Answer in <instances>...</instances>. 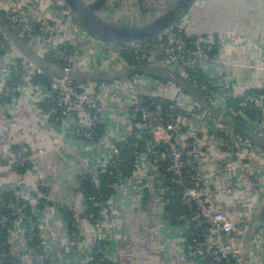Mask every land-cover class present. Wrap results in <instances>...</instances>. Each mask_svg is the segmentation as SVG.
Masks as SVG:
<instances>
[{
    "label": "built area",
    "instance_id": "obj_1",
    "mask_svg": "<svg viewBox=\"0 0 264 264\" xmlns=\"http://www.w3.org/2000/svg\"><path fill=\"white\" fill-rule=\"evenodd\" d=\"M130 2L134 8L126 20L132 17L131 22L133 20L140 21V24H142L143 21L141 20L145 15L142 13L146 12L153 0H130ZM86 3L89 5L90 1L86 0ZM139 9L142 11L141 20H139L140 18L136 13ZM56 11L61 12L57 9ZM37 15L34 14V11L27 10L23 0H11L5 11V18L9 22L11 30L19 37L27 38L32 50H42L45 53L53 52V57L56 60L67 62L68 66L62 70L64 72L63 76L51 75L49 85L43 87L33 82L35 75L44 74L43 69L29 60H25L20 55L10 58L5 69L0 71L1 104L15 102L18 95L24 94L36 86L37 93L39 92L41 95V102L46 106V112L41 108L40 111L52 116L54 123L61 126L70 118L74 119L75 124L71 130L73 137L79 141L87 142H96L101 139L98 129L102 123V116L110 110H117L124 121L122 126L125 128V138L122 139L121 135H114L108 141L109 158L103 169L108 171L110 176H113L119 162V148L116 143L126 142L133 129L137 130L134 134L136 141L151 136L153 141L151 149L161 148V144L166 146L159 155V158L166 163L165 165L153 167L151 161L143 154L138 155L136 161L150 168L147 179L156 184L157 194L163 208H166L170 202L167 181L180 187V205L187 210V214L177 215L173 211L164 210V218L168 223L181 224L182 242L185 246L187 263L244 264L245 241L243 236L245 227L257 208L263 190L257 187L255 176L244 185L238 183L231 188L234 191L233 194L239 200L245 202L246 208L248 207L246 211L243 210L239 213L237 221H233L226 212L216 208L217 201L210 197L211 190H208L206 185L204 172H214L218 167L214 168L215 170L212 167L207 169L205 163L211 158L215 149L218 150L223 146L222 140L214 137L216 131L228 133L229 140L236 150L235 152L230 150L224 152L221 154V159L217 158V161L222 163V168L229 170V172L232 171L231 162L236 156L244 157V154L250 153H255L258 157L257 167L264 169L262 148L253 145L247 139L235 137L230 130V126L223 123L221 118L213 119L211 117L213 115L205 110L200 112V105L189 95L184 94L183 96L180 89L177 92L180 93L181 100L176 105L169 106L167 113L163 112L160 103L153 100V98L146 102L138 96L157 97V94H152V88L159 89L161 94L158 96H162L163 93L169 91L171 82L162 85L157 81L146 78L143 74H134L128 78L101 83L70 80L67 76L68 73L77 72L79 65L89 57L88 54L82 53L81 49L77 47L78 43L85 44L80 42L83 37H81V33L76 31L79 28L77 22L67 12L65 23L61 25V28L56 29V27L53 28L54 23L50 22L51 26H48V23H40V19L36 18ZM55 15L52 14L54 20ZM46 17L50 19L51 16ZM59 17L61 20L64 18L61 15ZM55 22L57 21L55 20ZM33 23L42 25V30L39 33L34 28ZM0 33H2L1 28ZM55 34L59 36L58 39H54ZM89 40L101 52V55H95L94 70L97 64L109 69L108 72L122 69L127 64L123 56L127 53L136 65L160 68L169 75L188 82L203 95L210 107L221 115H225L224 111H227L225 101L227 98L233 97L231 93L233 73L229 72L215 78H201L195 68L201 59L206 58L214 50V46L209 43L196 45L185 34L181 26L173 24L157 35L139 40H128L118 44L108 43L97 38ZM65 44L74 46L71 53H67L62 49ZM238 100V103L229 109L228 115L232 119L239 117L245 119L244 116L248 110L254 111L255 118L252 121L246 118V122L254 127L256 136L264 142V96L253 92L242 95ZM133 147L137 148V143ZM198 149L201 150L199 154L196 151ZM36 158L32 153L17 148L10 158L0 157V166L31 168ZM213 167H216V164H213ZM158 168H161L162 173ZM248 169L250 172L252 171L251 175L253 176L256 169L249 167ZM190 171H192V174L189 173ZM83 177L81 176V179ZM36 180L39 193L30 202L18 208H14L10 200L6 205L0 203V211L12 210V217H9L6 213L0 215V235L6 239L8 246L15 235L12 229L14 225L23 226L21 217H16V214L21 212L35 214V212L50 205L54 206L57 212H60V209L69 210V208L57 204L54 205L49 187L40 176ZM251 190H254V195L251 194ZM84 201L86 206L91 203L92 206L99 209L100 218L98 219H95L92 213L87 212L88 219L90 222L92 221V232L98 236V224L104 220L108 221L105 203L96 201L93 197L84 198ZM41 202H44L43 206L40 205ZM6 224H8L7 227ZM2 226H5V228ZM71 236L72 242L75 243L78 238L76 230L72 232ZM103 240V238L95 239L93 248L96 251L85 258L86 263L102 264L107 254V244ZM248 245L247 257L250 263L256 264L259 262V264H264V211L260 226ZM37 249L39 250L37 257L39 262L50 264L47 248L42 243L40 236ZM98 254H101V256H96ZM4 262L6 264L16 263L15 259L7 258L6 255L0 257V264Z\"/></svg>",
    "mask_w": 264,
    "mask_h": 264
},
{
    "label": "crops",
    "instance_id": "obj_2",
    "mask_svg": "<svg viewBox=\"0 0 264 264\" xmlns=\"http://www.w3.org/2000/svg\"><path fill=\"white\" fill-rule=\"evenodd\" d=\"M10 1L0 0V14L4 17ZM177 2L153 0L146 13L162 16ZM23 3L28 11L38 6L45 16L52 15L49 14L51 0H23ZM133 8L130 0H103L96 16L101 21L116 24V21L128 17ZM179 23L196 45L209 43L214 46L213 53L197 64L202 78H215L232 72V98L239 99L253 92L264 96V0H193ZM76 31L83 37L80 42L85 43H78L77 47L90 57L79 65L77 72H95V60L92 58L101 55V52L84 37L82 27L79 26ZM32 51L42 60L47 54L42 50ZM19 55L26 58L12 44L0 57V71L5 69L10 58ZM34 87L18 95L15 102H0V157L10 158L16 148L27 152L42 150L43 153L36 158L34 170L19 171L13 166H0V196L10 192L9 200L13 203L29 202L39 193L36 174L42 175L57 205L71 211L78 238L75 243L72 242L63 215L51 205L35 212L30 221L32 228H37V234L47 248L50 264H83L91 254L95 240L90 232L91 223L80 190L81 176L89 175L93 183H99V173L109 158L108 141L114 135L125 138L124 121L117 110H110L102 116L101 124L105 132L101 139L96 142L79 141L71 132L74 119L70 118L61 126L54 123L52 116L40 111L41 95ZM250 128L254 130L253 126ZM221 154L219 149H215L205 163L207 169L218 167L216 171L204 172L206 185L211 190L210 197L217 201L218 210L237 221L239 213L248 207L233 194L231 188L238 183L244 185L255 176L257 187L263 190L243 236V263L253 264L247 257L248 244L263 216L264 169L257 167L259 159L255 153H250L244 154V157L236 156L229 172L217 161V158L221 159ZM134 167L130 178L118 179L114 193L105 202L108 214L103 233V241L107 244L106 261L110 264H188L181 224L165 220L156 184L147 179L150 168L137 161ZM248 167L256 169L253 176ZM12 229L15 235L10 240L9 252L15 264H41L33 247V229L15 225Z\"/></svg>",
    "mask_w": 264,
    "mask_h": 264
},
{
    "label": "trees",
    "instance_id": "obj_3",
    "mask_svg": "<svg viewBox=\"0 0 264 264\" xmlns=\"http://www.w3.org/2000/svg\"><path fill=\"white\" fill-rule=\"evenodd\" d=\"M62 2H63V5L61 7L57 6L56 7L57 10L68 11L70 13V15L73 16V18L77 22L78 26L83 28L84 33L86 34L85 35L86 38L100 39L98 37V35H102L103 33L93 28L94 22H92V21L94 20V21H100V22L107 23L105 21L99 20L98 17L96 16V13L101 9V7L103 5V0H93L86 7H84V4H83V2H81V0H78V2L80 3V6H81L80 9H81L82 15L86 16L85 20L82 22H80V19H82V16L81 15H75L70 10V8H68V6L66 5V3L63 0H62ZM91 13H94L93 20H92V17L90 18ZM161 15H163V14H161ZM0 16L2 17L0 20V25H1V27H3V26L9 27L8 31L10 32L11 39H13L17 44L23 45L24 47H29L28 46L29 40L25 37H19L13 30H11L10 24L6 20L4 15L0 14ZM158 17H160V16H155L154 18L150 17V19L147 22H145L143 24H139L138 26H144V25L148 24L149 22L153 21L154 19H156ZM179 24L180 23H176V25H179ZM33 25H34V28L37 30L38 33L42 30V25H40L38 23H33ZM13 33L16 36H14ZM100 40L104 41L102 39H100ZM192 42L194 43L193 39H192ZM111 43L118 44L116 42H111ZM12 44L13 43L5 36L4 32L2 31V33H0V57L5 55L6 51L9 49L10 46H12ZM62 49L65 50L67 53H69V52L71 53L72 50L74 49V46H71L69 44H65V45H63ZM212 53H213V51L209 54L211 55ZM123 56H124L126 63H127L125 69L126 68H132L133 66L136 65L132 62V58L130 55L125 53ZM25 60H28V59L25 58ZM42 61H44L45 64H48V66L53 67L54 69L57 68L58 70H63L65 67L68 66L67 62L56 60L53 57V52H48L43 57ZM195 69H196L197 74L202 78V76H201L202 74H200V71H198L199 68L196 67ZM43 71H44L43 75H35L34 76L33 82H34V84H39V85L44 87V86L49 85V77L51 75H55L54 74L55 71L47 70V69L43 70ZM150 73L151 72L143 73V75H145L146 78H148L150 80L157 81V82H159V84H162V85H166L168 83V81L161 79V78H156V77L152 76ZM178 79L181 83H183V86H184V80L179 78V77H178ZM98 83H101V82H98ZM179 89H180V92L183 96H184V94L188 95V93L183 88H181L179 85L171 84L169 91L167 93H163L162 96L161 95L157 96V97H149V96H143V95H138V96H140L146 102L150 98H153V100L160 103L159 105H161L163 112L167 113L168 107L171 105H176V103L179 101L180 93L177 92V90H179ZM151 90L153 91L154 88H152ZM171 96H173V98H171ZM198 97L200 98V95H198ZM238 101H239L238 99H232V98L226 99L225 109L227 111H224L225 115H224V118L222 120L223 123L228 124L230 126V130L235 137L249 140L253 145H255V146L258 145L260 148H262V150L264 152V142H262L261 140H258L256 138L257 137L256 133H255L256 130L254 131L253 128H250V125H248V123L246 122V118L249 121L250 120L252 121L255 118V112L252 110H248L244 116V117H246L245 119L243 117L232 119L228 115L229 109L232 108L233 106H235L238 103ZM0 102H2L1 99H0ZM39 105H40L41 109L46 112L45 104L40 103ZM200 109H201L200 112H204V109L202 106H200ZM178 111H180V110H178ZM211 117L213 119L214 118L217 119V117H215V116L214 117L211 116ZM72 129H73V127H72ZM98 132H99V137H102L104 135L105 128L102 124L99 125ZM136 132H137V130L133 129L131 135L127 138L126 142L116 143L117 147L119 148V158H118L119 162L117 164L116 170L113 173V176H110L108 174V171L103 169L99 173V179H98L99 183L98 184L93 183V181L89 175H86L83 177L81 184H80V190H81L83 198L88 199L90 197H93L94 199H96V201H100L104 204L106 202V200L108 199V197H110L114 193V187L117 184L118 179L121 177H124V178H130L131 177V175L133 174L132 172L135 169L134 166L136 163L137 156L140 154L145 155V157L151 161L153 167H156L159 165L163 166L166 164L164 161H162L159 158V155L166 148V146H163L161 144V146H162L161 148L151 149V146L153 144L151 136H146V139L136 141L135 137H134V134ZM214 137L218 140H222V142H223V146L219 149L220 152L224 153V152H227L229 150L231 152L236 151L233 148V144L229 140V134L226 133L225 131H216L214 134ZM149 142H150V144H149ZM135 143H137V148L133 147ZM13 168H15L19 171H24V170L28 169V168H16L14 166H13ZM158 170L162 173L161 168H158ZM189 173L192 174V171H190ZM117 174L119 177L117 176ZM167 186H168L169 191H170L168 194V195H170V202H169L168 206L166 208H164V210L165 211H173L177 215H181L182 213L187 214V210L180 205V193H181L180 187L173 185V184H170L169 181H167ZM10 195H11L10 192H4L0 196V203H3L4 205H6L9 201ZM11 203L13 204L14 208H16V207L18 208L21 205L26 204L27 202L23 201V202H14L13 203V201L11 200ZM40 205L43 206L44 202H41ZM86 211L88 213H92L94 215L95 219L100 218L98 207L92 206L91 203L87 204ZM11 212H12L11 209L1 210L0 215L2 213H6L9 217H12ZM59 213H61L63 215L64 221L66 222V225H67L68 235H69L70 239H72V236H71L72 232H74L75 230L77 232V226H76V223L74 221L73 215H72L71 211L67 210V209H60ZM33 215L34 214H32V212H25V213L21 212V213L16 214V217H21V219L23 221L22 222L23 226H26V228H29L32 230L33 228H32L30 221H32ZM73 224H75V225L73 226ZM176 224H180V223H176ZM7 226H8V224H6V227ZM2 227L5 228V226H2ZM32 233H33V247H34L35 253L38 256L39 250L37 249V246L39 245V236L37 234L38 233L37 228H34L32 230ZM101 242L103 243V241H101ZM0 244H1L0 257H3V255H6L7 258H12V255L9 252L8 243H6V239L2 235H0ZM95 251H96V249L92 248V252H95ZM96 256H101V254H98ZM3 264H6V262H4ZM83 264H89V263L84 262ZM102 264H110V263L107 262L106 259L104 258Z\"/></svg>",
    "mask_w": 264,
    "mask_h": 264
},
{
    "label": "water",
    "instance_id": "obj_4",
    "mask_svg": "<svg viewBox=\"0 0 264 264\" xmlns=\"http://www.w3.org/2000/svg\"><path fill=\"white\" fill-rule=\"evenodd\" d=\"M68 8L75 14L81 15L82 19L80 22L84 21L86 16L82 15L80 9V3L78 0H63ZM193 0H178L176 5L169 10L167 13L163 14L162 16L154 19L153 21L149 22L144 26H119L116 24L111 23H104L100 21H94V13H91L90 18L92 17L93 28L102 32V35H98V37L105 42H124L128 40H139L149 36L157 35L158 33L162 32L169 26L179 23L181 19L186 15L187 11L189 10ZM86 7V5H84ZM1 20V18H0ZM1 27V25H0ZM2 31L4 32L5 36L14 44L16 47L21 51V53L33 64L38 66L43 70H53L55 71L56 76H63L64 72L62 70H58L57 68H53L45 64L40 57H38L31 48L24 47L23 45L17 44L13 39L10 37V32L8 26L1 27ZM14 36H16L13 33ZM126 67V66H125ZM123 67L119 71L115 72H88V71H80V72H70L68 73V78L74 82H110L115 81L123 78H128L134 74H143L149 73L156 78L164 79L172 84H177L181 88H183L190 97L194 101H196L203 109L218 118L223 120L224 115H221L216 110H214L210 105L207 103L203 95L195 88H193L188 82L184 81L181 83L178 77L171 76L167 72L161 70L160 68L148 66V65H135L132 68ZM200 95V98L198 97ZM260 140L258 137H256Z\"/></svg>",
    "mask_w": 264,
    "mask_h": 264
},
{
    "label": "rangeland",
    "instance_id": "obj_5",
    "mask_svg": "<svg viewBox=\"0 0 264 264\" xmlns=\"http://www.w3.org/2000/svg\"><path fill=\"white\" fill-rule=\"evenodd\" d=\"M84 4H87L86 3V0H81ZM51 2H52V6H51V12L49 13V14H53V15H55V20L57 21V22H55V20L53 19V17H52V15H51V17H52V19H53V21H51L52 19H51V17H50V19L48 18L47 19V17L43 14L44 12H43V10H41L38 6H35L34 7V14H38L37 15V17L36 18H38V19H40V23H48V26H51V24H50V22L51 23H54V27L53 28H55L56 27V29L58 28H61V25L63 24V23H65V21H66V18H67V12L68 11H66V10H64V11H61V12H58V11H56V6H62L63 5V2H62V0H51ZM56 2H57V4H56ZM166 9V8H165ZM165 9L162 11V13L165 11ZM58 12V13H57ZM141 10L139 9V10H137L136 11V13L138 14V17L140 18V16H141ZM55 13V14H54ZM61 13V14H60ZM158 13H161V12H158ZM143 15H144V17H142V20H141V18L139 19V20H141V21H143V23L144 22H147L149 19H150V17L151 18H154L156 15L155 14H150V12H148V13H142ZM61 15V16H64V18L61 20V18L59 17V16ZM137 17V18H138ZM126 18L127 17H125V19L123 20V19H121V20H118V21H116V25H119V26H122V25H124V26H137V25H139L141 22L140 21H134L133 20V22H131L130 20L132 19V17H130L128 20H126ZM60 22H62V23H60ZM40 23H38V24H40ZM52 28V27H51ZM85 34V33H84ZM86 35V34H85ZM53 37H55L54 39H58V35L57 34H55ZM85 38H86V36H84ZM87 40H89V38H86ZM92 59H94L95 60V56L92 58ZM94 62V65L96 64V60L95 61H93ZM94 71H97V72H99V71H101V72H108L109 71V69H107V68H103L102 66H101V64H97L96 65V67H95V70ZM152 94L154 95V94H157V96L159 95V94H161L160 93V90L159 89H154L153 90V92H152ZM171 98H173V96H171ZM175 98V97H174ZM179 100H181V99H179ZM197 151V154H199L200 153V149H198V150H196ZM40 152H43L42 150H38V151H36V152H30V153H32L34 156H35V158L36 157H38V156H40L42 153H40ZM35 163H36V161H35ZM35 163L33 164V166L30 168V169H32V170H34L35 169ZM225 167H227V166H225ZM36 174V173H35ZM38 176H40L42 179H43V177H42V175H40V174H36V179H37V177ZM252 191V190H251ZM51 193V192H50ZM254 190L251 192V194L252 195H254ZM51 196L53 197V195L51 194ZM53 199H54V197H53ZM30 202V201H29ZM57 204V202H56V200L54 199V205H56ZM50 207H54V206H50ZM106 216H108V214L106 215ZM106 220H104V221H102L100 224H98V230H97V233H98V236L97 235H95V233H93L92 232V227H91V234L93 235V237H94V240L95 239H97V238H103L104 237V231H105V229H104V231H103V233H101V231H102V229L103 228H106ZM105 224V225H104ZM92 226V225H91ZM104 226V227H103ZM100 233H101V235H100Z\"/></svg>",
    "mask_w": 264,
    "mask_h": 264
}]
</instances>
